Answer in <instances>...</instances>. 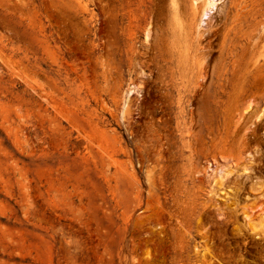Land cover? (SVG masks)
<instances>
[{
  "label": "rangeland",
  "instance_id": "1",
  "mask_svg": "<svg viewBox=\"0 0 264 264\" xmlns=\"http://www.w3.org/2000/svg\"><path fill=\"white\" fill-rule=\"evenodd\" d=\"M263 211L264 0H0V264H264Z\"/></svg>",
  "mask_w": 264,
  "mask_h": 264
},
{
  "label": "bare ground",
  "instance_id": "2",
  "mask_svg": "<svg viewBox=\"0 0 264 264\" xmlns=\"http://www.w3.org/2000/svg\"><path fill=\"white\" fill-rule=\"evenodd\" d=\"M210 5L209 1L208 2H205L202 4V8L205 9L206 7H208ZM225 180V179H224ZM220 183V182H219ZM220 185V184H219ZM264 213V211H263Z\"/></svg>",
  "mask_w": 264,
  "mask_h": 264
}]
</instances>
